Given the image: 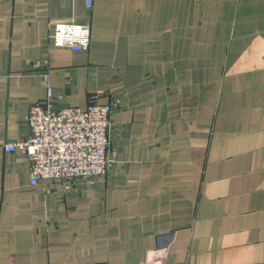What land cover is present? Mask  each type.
Returning a JSON list of instances; mask_svg holds the SVG:
<instances>
[{"label": "crops", "instance_id": "crops-1", "mask_svg": "<svg viewBox=\"0 0 264 264\" xmlns=\"http://www.w3.org/2000/svg\"><path fill=\"white\" fill-rule=\"evenodd\" d=\"M45 76L62 105L122 100L109 172L48 196L4 148ZM161 259L264 264V0H0V264Z\"/></svg>", "mask_w": 264, "mask_h": 264}, {"label": "built area", "instance_id": "built-area-1", "mask_svg": "<svg viewBox=\"0 0 264 264\" xmlns=\"http://www.w3.org/2000/svg\"><path fill=\"white\" fill-rule=\"evenodd\" d=\"M94 0H85L91 10ZM53 43L71 50H86L90 41L87 25L57 22L51 32ZM46 97L41 104L30 105L26 122V137L4 143L7 151H19L28 161L30 186L43 184L45 195L54 187L48 181L59 180L69 187L80 177L106 175L116 159L111 155L109 134L111 114L122 104L120 98L99 103L91 97L85 107L61 104L47 76L41 80ZM150 264H184L157 260Z\"/></svg>", "mask_w": 264, "mask_h": 264}]
</instances>
